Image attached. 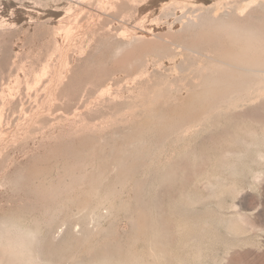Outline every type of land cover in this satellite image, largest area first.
I'll use <instances>...</instances> for the list:
<instances>
[{"label": "rangeland", "instance_id": "374dc122", "mask_svg": "<svg viewBox=\"0 0 264 264\" xmlns=\"http://www.w3.org/2000/svg\"><path fill=\"white\" fill-rule=\"evenodd\" d=\"M200 15L206 19H262L264 0H0V133L9 138L0 141V179L20 175L18 182L23 180L17 191L0 189V205L27 208L29 203L33 204V189L27 180L31 179L32 172L41 171L46 180H54L75 161L94 158L103 170L108 163L105 155L108 147L118 136L142 122V117L157 105L156 102L149 105L152 104L148 100L150 87L157 86L162 92L167 90L168 94L164 91L167 103L186 95L189 89L186 82L194 74L193 55L180 50L171 54L168 49L159 53L158 47L149 45L143 56L144 63L135 66L126 60L138 56L143 47L126 49L119 55L115 50L122 42L129 41V34H143L146 22L145 25L155 27L156 36L167 35L169 30L181 27L179 18ZM149 38L153 37L149 35ZM168 86L173 88L168 90ZM52 104L56 112L49 114ZM222 124L209 131L204 129L200 134L193 130L182 132L178 142L167 143L158 153L155 167L167 166L180 154L202 150L210 133L222 132ZM249 179L245 173L239 183L246 184ZM123 193L120 197L124 203L123 215L103 221L97 228L89 226L80 240L74 241L66 233L56 242L48 236L44 238L49 249L62 246V251L58 249L60 258L57 256L61 262L54 258L58 264H75L87 257L86 260L96 253L95 249L100 251L106 245L115 244L129 232L125 216L133 196L129 186ZM196 193V197L192 195L193 201L186 203L189 206L183 204L175 209L177 216L191 219L187 229L189 240L174 248L177 257L184 258V264H264V234L253 231L251 239L242 243L228 238L221 223L209 224L204 234L198 229L201 218L210 219L217 214L215 199H220L218 202L222 204H228L231 199L228 194L214 198L204 186ZM201 198L205 199L204 203ZM259 203L264 215V194L259 197L252 193L253 218ZM67 213L65 210L59 214L53 229L61 225V219H69ZM261 221L254 220V226L264 227V217ZM79 224L75 231L81 228ZM69 239L78 243H71Z\"/></svg>", "mask_w": 264, "mask_h": 264}, {"label": "bare ground", "instance_id": "6f19581e", "mask_svg": "<svg viewBox=\"0 0 264 264\" xmlns=\"http://www.w3.org/2000/svg\"><path fill=\"white\" fill-rule=\"evenodd\" d=\"M201 16L179 18L181 27L169 30L167 35L156 36L155 27L145 25L146 22L143 34H129V41L117 46L116 55L126 49L143 47L144 51L140 50L138 56L126 60L135 66L144 63L143 56L149 45L158 47V52L168 49L169 53L175 54L180 50L193 55L194 74L186 82L189 87L186 95L167 103L165 90L150 87L148 100L152 104L149 105L153 106L155 102L157 105L154 104L152 111L142 117V122L118 136L108 147L105 154L108 163L103 170L94 158L75 161L54 180H46L41 171L32 172L31 179L27 180L33 189L32 196L37 200L32 197L33 204L29 203L31 206L27 208L0 205V264H58L54 258H60L58 249L62 246L54 245L49 249V245L44 244L46 237L55 241L66 233L78 241L86 235L89 226L97 228L103 221L123 215L124 203L120 200L127 186L133 196L125 216L130 225L129 232L119 242L101 250L98 248L100 251L95 249L96 253L90 258L76 259L75 264H184V258H178L174 248L189 240L190 230L187 229L191 219L177 216L175 209L193 201L192 195H197L200 186L214 198L228 194L231 199L228 204L213 199L218 205L217 214L211 215V220L201 218L198 229L203 234L211 223H221L228 238L242 243L251 239L253 231L257 235L264 234V227H256L253 223L264 217L260 203L255 218L250 206L252 193L259 197L264 194V18L222 20ZM165 92L168 94L167 90ZM53 105L48 108L49 114L56 112ZM240 107L241 110H237ZM222 123V132L212 134L210 131L207 145L202 150L183 151L186 153L167 166L155 167L158 153L167 143L178 142L182 132L209 131L222 127ZM6 137L0 133L1 142L8 141ZM245 173L250 181L240 184L239 178ZM20 178V175L3 177L0 189L20 188L23 181L18 182ZM151 192L153 196H148ZM203 199L200 200L202 203ZM65 210L69 219H61V225L53 229L54 221ZM77 224L81 228L75 231Z\"/></svg>", "mask_w": 264, "mask_h": 264}]
</instances>
